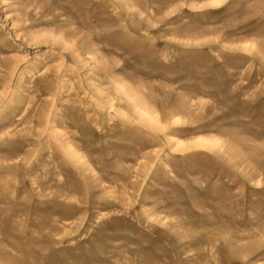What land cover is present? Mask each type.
Segmentation results:
<instances>
[{"label": "rangeland", "instance_id": "obj_1", "mask_svg": "<svg viewBox=\"0 0 264 264\" xmlns=\"http://www.w3.org/2000/svg\"><path fill=\"white\" fill-rule=\"evenodd\" d=\"M0 264H264V0H0Z\"/></svg>", "mask_w": 264, "mask_h": 264}, {"label": "bare ground", "instance_id": "obj_2", "mask_svg": "<svg viewBox=\"0 0 264 264\" xmlns=\"http://www.w3.org/2000/svg\"><path fill=\"white\" fill-rule=\"evenodd\" d=\"M214 1V0H213ZM216 1V0H215ZM201 142H205L207 144H211L210 141H204V140H200Z\"/></svg>", "mask_w": 264, "mask_h": 264}]
</instances>
